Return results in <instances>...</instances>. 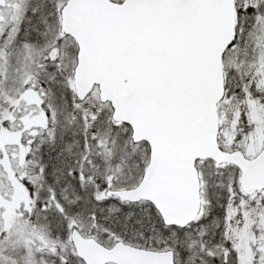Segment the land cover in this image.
<instances>
[{
    "label": "snow or ice",
    "instance_id": "6c2138e0",
    "mask_svg": "<svg viewBox=\"0 0 264 264\" xmlns=\"http://www.w3.org/2000/svg\"><path fill=\"white\" fill-rule=\"evenodd\" d=\"M0 264H264V0H0Z\"/></svg>",
    "mask_w": 264,
    "mask_h": 264
}]
</instances>
